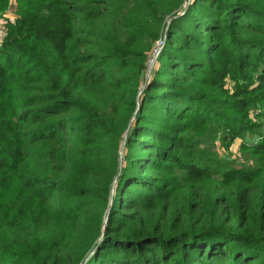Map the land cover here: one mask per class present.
<instances>
[{
	"label": "trees",
	"instance_id": "trees-1",
	"mask_svg": "<svg viewBox=\"0 0 264 264\" xmlns=\"http://www.w3.org/2000/svg\"><path fill=\"white\" fill-rule=\"evenodd\" d=\"M16 2L0 264H264V0Z\"/></svg>",
	"mask_w": 264,
	"mask_h": 264
},
{
	"label": "built area",
	"instance_id": "built-area-1",
	"mask_svg": "<svg viewBox=\"0 0 264 264\" xmlns=\"http://www.w3.org/2000/svg\"><path fill=\"white\" fill-rule=\"evenodd\" d=\"M9 2H11L13 4L14 7H16V1L15 0H9ZM12 7H10V5L8 4L7 8L5 9V11L2 13V15L0 16V41L3 39L4 35H5V22L7 19H13L15 17V11H13ZM165 31L161 34V36L155 41L153 47H152V51L150 53V57L148 60V68H150L154 61L156 60L158 54L160 53L163 44H164V39H165Z\"/></svg>",
	"mask_w": 264,
	"mask_h": 264
},
{
	"label": "rangeland",
	"instance_id": "rangeland-1",
	"mask_svg": "<svg viewBox=\"0 0 264 264\" xmlns=\"http://www.w3.org/2000/svg\"><path fill=\"white\" fill-rule=\"evenodd\" d=\"M9 5L10 7H12L13 11H15L16 7H14L11 2H9ZM16 5H17V2H16ZM239 141H240L239 138L235 139V141L230 145L229 149H226L223 146L219 147V152L225 156L236 157L238 159L237 160L238 163H240L242 160L244 162H248L250 161V159L249 158L243 159L244 157L239 150Z\"/></svg>",
	"mask_w": 264,
	"mask_h": 264
}]
</instances>
